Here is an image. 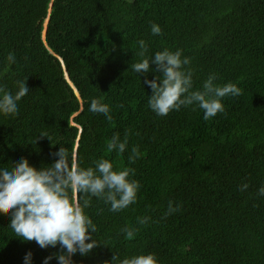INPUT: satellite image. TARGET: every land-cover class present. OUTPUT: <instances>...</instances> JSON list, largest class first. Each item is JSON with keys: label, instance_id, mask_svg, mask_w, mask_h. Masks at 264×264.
Here are the masks:
<instances>
[{"label": "trees", "instance_id": "1", "mask_svg": "<svg viewBox=\"0 0 264 264\" xmlns=\"http://www.w3.org/2000/svg\"><path fill=\"white\" fill-rule=\"evenodd\" d=\"M153 23L162 34H152ZM261 29L264 0H0V85L15 92L27 80L33 87L18 115H0V166L21 157L51 164L61 146L83 167L101 157L127 167L132 147L142 153L130 165L141 184L137 201L114 213L92 198L86 211L100 243L87 256L77 253L74 264L144 252H155L160 264H264ZM141 39L150 55L183 49L194 88L215 73L217 85L233 82L240 95L225 96V110L208 120L195 106L157 115L147 106L146 81L155 73L129 69ZM98 97L110 105L111 121L89 111ZM116 132L128 134L123 154L108 149ZM42 133L50 138L37 142ZM170 200L182 207L165 217ZM144 216L151 219L141 225ZM10 221L0 212V264H24L29 251L32 264H43L60 250L17 238ZM126 226L136 229L132 237L122 233Z\"/></svg>", "mask_w": 264, "mask_h": 264}, {"label": "clouds", "instance_id": "2", "mask_svg": "<svg viewBox=\"0 0 264 264\" xmlns=\"http://www.w3.org/2000/svg\"><path fill=\"white\" fill-rule=\"evenodd\" d=\"M153 35L162 34L159 24L151 25ZM140 57L131 63L129 69L136 75L155 73V78L146 83L151 87L147 106L157 115L165 116L182 107L195 106L204 112L208 120L225 110L222 99L225 96L240 95L241 89L233 82L223 86L215 83L217 76L210 73L202 88H194L193 70L187 67L191 57L183 55V49L175 51L164 48L149 54V44L138 41ZM9 64L16 62L14 53L7 56ZM155 64L157 67L152 68ZM27 80L16 82V91L7 90L0 85V115H18L19 104L32 89ZM89 111L103 114L107 120L113 119L111 107L103 97L93 98ZM49 137L42 133L37 142ZM50 138V137H49ZM128 134L121 138L119 132L111 137L109 151L123 154L128 149ZM139 146H134L128 156L129 166L116 168L111 160L101 157L92 166L83 167L69 150L61 146L53 153L51 164L41 167L34 165L29 158L21 157L18 163L0 166V212L8 211L11 217L9 227L17 238L35 241L41 248H56L59 251L44 258L43 264H49L54 258L59 264H74L73 257L79 253L87 256L99 242L96 237L97 225L86 211L91 207L92 198L103 200L110 205V211L119 212L134 204L141 188L139 180L133 179L134 164L141 157ZM249 185L240 186L245 191ZM80 194L77 200L76 194ZM258 196L264 197V185L258 189ZM182 204L169 201L165 217L180 210ZM151 217L138 218L141 225L147 224ZM126 237H132L134 227L121 229ZM33 253L29 251L24 264H32ZM103 264H160L155 252H144L121 257L118 253Z\"/></svg>", "mask_w": 264, "mask_h": 264}, {"label": "rangeland", "instance_id": "3", "mask_svg": "<svg viewBox=\"0 0 264 264\" xmlns=\"http://www.w3.org/2000/svg\"><path fill=\"white\" fill-rule=\"evenodd\" d=\"M264 38V30L261 29L260 33L258 34V39Z\"/></svg>", "mask_w": 264, "mask_h": 264}, {"label": "water", "instance_id": "4", "mask_svg": "<svg viewBox=\"0 0 264 264\" xmlns=\"http://www.w3.org/2000/svg\"><path fill=\"white\" fill-rule=\"evenodd\" d=\"M47 22H48V20H47ZM77 95H78V93H77Z\"/></svg>", "mask_w": 264, "mask_h": 264}, {"label": "flooded vegetation", "instance_id": "5", "mask_svg": "<svg viewBox=\"0 0 264 264\" xmlns=\"http://www.w3.org/2000/svg\"><path fill=\"white\" fill-rule=\"evenodd\" d=\"M78 93V92H77Z\"/></svg>", "mask_w": 264, "mask_h": 264}]
</instances>
